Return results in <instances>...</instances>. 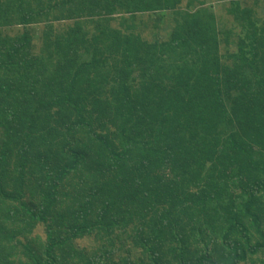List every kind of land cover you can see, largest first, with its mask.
<instances>
[{
	"label": "trees",
	"instance_id": "trees-1",
	"mask_svg": "<svg viewBox=\"0 0 264 264\" xmlns=\"http://www.w3.org/2000/svg\"><path fill=\"white\" fill-rule=\"evenodd\" d=\"M0 264H264V0H0Z\"/></svg>",
	"mask_w": 264,
	"mask_h": 264
}]
</instances>
